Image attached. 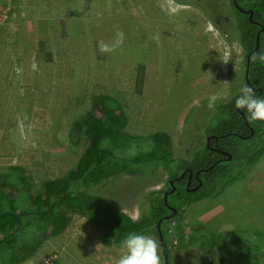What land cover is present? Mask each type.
I'll list each match as a JSON object with an SVG mask.
<instances>
[{"label": "rangeland", "instance_id": "rangeland-1", "mask_svg": "<svg viewBox=\"0 0 264 264\" xmlns=\"http://www.w3.org/2000/svg\"><path fill=\"white\" fill-rule=\"evenodd\" d=\"M0 0V174L19 166L44 191L48 180L68 176L84 153L74 123L92 110L93 96L107 93L128 108L129 122L117 153L152 150V136L172 137L175 156L190 159L206 143L198 112L191 135L186 118L197 104L226 99L244 86V51L231 0ZM48 54L52 56L49 61ZM139 65L146 69L142 92ZM243 178L180 214L189 230L237 231L264 249V152L247 162ZM168 176H122L92 189L138 219L146 196L167 190ZM24 197L20 201L27 207ZM173 207V206H172ZM175 222L167 224L170 264H238L224 248L181 249ZM249 260L254 257L246 254ZM165 264L155 235L139 250L107 247L100 232L73 216L65 232L46 238L24 264Z\"/></svg>", "mask_w": 264, "mask_h": 264}, {"label": "trees", "instance_id": "trees-1", "mask_svg": "<svg viewBox=\"0 0 264 264\" xmlns=\"http://www.w3.org/2000/svg\"><path fill=\"white\" fill-rule=\"evenodd\" d=\"M173 1L196 6L210 19L205 9L192 0ZM235 2L243 10H252L253 19L264 26V0L230 1L245 56L244 86L233 96L201 101L189 111L184 126L186 137L195 129L199 110L210 103L212 113L203 120L205 145L190 159L178 158L173 151L172 137L159 131L151 137L150 152L122 156L115 147L126 137L122 130L129 122L128 108L115 96L95 94L92 110L74 123V130L84 138V153L66 178L48 180L44 191H38L29 182V171L22 167L15 166L9 173L0 174V264H24L37 253L46 238L63 234L76 215L97 229L108 247L139 250L143 238L148 235H155L160 241V221L166 242L165 228L168 223L175 222L181 249L193 247L212 251L221 247L238 264H264V249L237 231L209 234L203 227L189 230L179 219L183 210L213 198L227 184L242 179L249 159L264 152V31L260 25L252 23L250 15L242 12ZM260 32L259 49L255 51ZM252 51L246 78L247 57ZM48 57L51 61L52 56L48 54ZM145 73V66L139 65L136 71L139 92H142ZM225 153L232 159L229 160ZM188 168L194 173L207 170L200 175L202 185L197 191H188L187 177L180 178ZM161 172L167 173L168 189L148 193L149 210L138 219L92 192L94 187L110 179L153 177ZM175 179H178L174 184L176 190L171 193L174 187L170 183ZM22 197L28 202L27 207L20 205ZM169 206L175 207L177 213ZM247 253L254 259L249 260ZM165 255L169 258L167 248L164 260Z\"/></svg>", "mask_w": 264, "mask_h": 264}, {"label": "water", "instance_id": "water-1", "mask_svg": "<svg viewBox=\"0 0 264 264\" xmlns=\"http://www.w3.org/2000/svg\"><path fill=\"white\" fill-rule=\"evenodd\" d=\"M235 1H236V0H235ZM235 3H236V2H235ZM236 6L239 8V6L237 5V3H236ZM239 9H240L242 12L249 14V15H250V16H249L250 21H251L252 23L256 24V25H260V26H261V31H264V26H262L260 23H258L257 21H255V20L253 19L254 13H253L252 10H243V9H241V8H239ZM260 34H261V32L258 34V37H257V46H256V48H255V51L259 49V44H260ZM253 52H254V51H252V52L250 53V55L247 57L246 78H248L249 65H250V56H251V54H253ZM253 133H254V131H253V129H252V134H253ZM211 138H212V137L208 138V140L210 141ZM213 138H215V136H213ZM225 154L229 156V160L232 159L231 155H229L228 153H225ZM205 171H207V170H205ZM200 173H201V171H199V172L197 173V178H199ZM184 175H185V173H184ZM184 175H183V176H184ZM192 175H193V172L190 171V176L192 177ZM170 184L174 187L175 181H171ZM189 184H190V183H189ZM201 185H202V182L200 181L199 186H197L196 188H194L193 191H197V190L201 187ZM174 192H175V187L173 188V190L171 191V193H174ZM165 201H166V203L168 204V194L165 195ZM169 208H170L171 210H173L175 214L177 213V209H176L175 207L169 206ZM161 224H162V221H160L159 224H158L159 237H160V241H161L160 243H161V245H163L164 250H166V245H165L164 235H163V233H162ZM165 264H169V258H168V255H166V261H165Z\"/></svg>", "mask_w": 264, "mask_h": 264}, {"label": "flooded vegetation", "instance_id": "flooded-vegetation-1", "mask_svg": "<svg viewBox=\"0 0 264 264\" xmlns=\"http://www.w3.org/2000/svg\"><path fill=\"white\" fill-rule=\"evenodd\" d=\"M257 102V99H255V103ZM239 110V112L244 116V114H243V112H241V110L240 109H238ZM246 119V118H245ZM207 142H210L208 139H207ZM190 171H192L193 172V175H192V177L190 176ZM201 171V173L202 172H205V170H200ZM199 171H197L196 173H194V171L193 170H191V169H186V171L184 172L185 173V175H184V173L182 174V176L180 177V178H182V179H185L186 177V179H187V182H186V184H187V186H186V189L188 190V191H193V189L194 188H196L197 186H199V184H200V181H201V178H200V175H201V173H200V175H199V178H197V173H198ZM184 175V176H183ZM177 180L178 179H175L174 181L175 182H177ZM202 182V181H201ZM190 183V184H189ZM198 183V184H197ZM190 187H191V189H190ZM176 190V189H175ZM164 252H165V250H164ZM164 261H166V255H165V260Z\"/></svg>", "mask_w": 264, "mask_h": 264}, {"label": "built area", "instance_id": "built-area-1", "mask_svg": "<svg viewBox=\"0 0 264 264\" xmlns=\"http://www.w3.org/2000/svg\"><path fill=\"white\" fill-rule=\"evenodd\" d=\"M46 264H54V262H52V261H49V262H47Z\"/></svg>", "mask_w": 264, "mask_h": 264}, {"label": "crops", "instance_id": "crops-1", "mask_svg": "<svg viewBox=\"0 0 264 264\" xmlns=\"http://www.w3.org/2000/svg\"><path fill=\"white\" fill-rule=\"evenodd\" d=\"M108 247V246H107Z\"/></svg>", "mask_w": 264, "mask_h": 264}]
</instances>
